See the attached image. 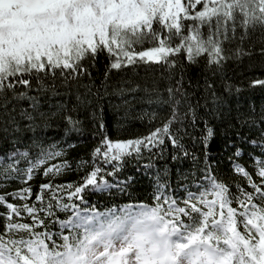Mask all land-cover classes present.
<instances>
[{"label": "snow or ice", "instance_id": "snow-or-ice-1", "mask_svg": "<svg viewBox=\"0 0 264 264\" xmlns=\"http://www.w3.org/2000/svg\"><path fill=\"white\" fill-rule=\"evenodd\" d=\"M101 56L104 94L135 98L145 66L157 77L149 102L159 112L150 119L160 122L145 135L112 140L101 121L88 157L69 161L64 147L36 134L57 114L77 128L72 112L102 95L90 86ZM241 56L264 65V0H0V131L13 145L20 132L33 133L23 151L0 155V264H264V109L248 114L261 129L248 141L261 150L249 155L251 166L238 162L235 147L225 175L205 153L200 183L182 196L157 173L154 204L99 212L85 199L86 191L112 189L131 197L132 177L120 178L128 157L146 158L147 170L170 145L173 160H195L185 138L194 148L200 123L205 148L212 135L201 100L211 111L208 99H219L213 77ZM69 94L72 108L45 111L42 101ZM72 169L83 170L78 181L58 179Z\"/></svg>", "mask_w": 264, "mask_h": 264}, {"label": "trees", "instance_id": "trees-1", "mask_svg": "<svg viewBox=\"0 0 264 264\" xmlns=\"http://www.w3.org/2000/svg\"><path fill=\"white\" fill-rule=\"evenodd\" d=\"M108 63L104 56L98 58L95 67L92 69V80L94 81L93 91L99 89L102 95L96 97L89 108H80L79 111H73L72 115L78 118L81 123L76 129H69L68 125L61 118L60 114L49 120V127L42 129L36 135H39L45 144H56L64 147L69 161H76L80 158H87L92 149L97 145L101 138V131L98 127L102 121L104 129L108 137L112 140L131 139L137 136L147 134V132L157 126L160 117L150 119L153 111L159 112L155 102H149L152 82L157 77L151 72L146 75L147 66L139 70L137 77L141 90L132 96L120 97L111 94V90L104 94L101 87L103 81V73L105 65ZM189 74H197L198 68H189ZM117 76L113 75V80ZM215 88L219 99L215 102L208 99L207 105L211 111H207L201 100V115L207 121V125L212 129V135L207 140V147L200 142L199 138L202 134H206L203 123H200L194 131L198 139L196 146L191 147V141L186 137L185 144L189 148V152H194L196 159L193 160L191 155L173 160V149L167 146L165 150L152 158L151 167L147 170L143 165L148 163L145 159L127 158V162L121 170L120 178L127 180L130 176L132 179L128 181V191L132 194H120L115 189L103 191H86L85 199L95 205L99 212H106L108 208L122 207L127 203H148L154 204L152 193L155 187L156 174L159 173L161 181L167 178L170 185L175 189L177 196L185 194V186L191 190L200 183L202 169L205 164V153H207V162L217 170L218 174L225 175L231 166L229 156L235 147H240L242 155L238 162H248L249 155L259 156L261 150L248 143L249 140H259L261 129L254 127L248 119V114L255 110L258 114L264 109V85H252L253 79H264V65L259 58L249 59L241 56L238 59L229 60L223 70L215 77ZM85 79V83H87ZM225 84L231 86L230 90L225 89ZM160 88H163L161 83ZM147 88L149 91H144ZM236 89H239L237 91ZM45 111H56L57 106L61 103L66 104L69 108L76 103L75 96L60 95L51 97L42 101ZM3 133L0 131V155L10 152L14 147L20 148L21 151L31 143L33 133L22 131L18 134V142L13 143L2 138ZM70 143L73 147L68 148ZM83 175V170L75 169L67 171L63 176L59 177L60 181H78ZM39 178H34L32 186L35 190L39 183Z\"/></svg>", "mask_w": 264, "mask_h": 264}]
</instances>
